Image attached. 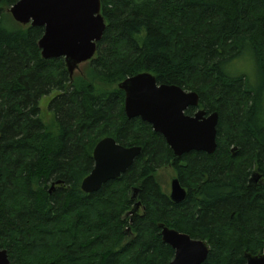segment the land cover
<instances>
[{"label": "trees", "instance_id": "1", "mask_svg": "<svg viewBox=\"0 0 264 264\" xmlns=\"http://www.w3.org/2000/svg\"><path fill=\"white\" fill-rule=\"evenodd\" d=\"M16 1L0 0V248L9 264H168L174 250L160 223L204 240L201 264L264 253V181L249 182L253 172L264 178V0H100L103 34L84 75L72 77L63 57L41 56L42 26L11 17ZM139 72L197 92L185 113L217 112L212 153L176 156L149 123L126 116L117 84ZM52 91L50 129L39 100ZM106 136L140 153L84 192ZM166 165L186 188L180 203L156 180ZM136 201L143 209L130 214Z\"/></svg>", "mask_w": 264, "mask_h": 264}, {"label": "water", "instance_id": "2", "mask_svg": "<svg viewBox=\"0 0 264 264\" xmlns=\"http://www.w3.org/2000/svg\"><path fill=\"white\" fill-rule=\"evenodd\" d=\"M8 12L21 25L43 27L38 40L41 56L63 57L70 77L79 64L94 56L96 43L106 25L100 12V0H17ZM117 87L124 92L126 116L139 117L149 123L164 137L176 156L192 150L206 153L215 150L217 112L207 113L196 108L192 114L185 113L188 107H197V92L184 90L175 84H159L149 72L128 76ZM140 150V146H123L110 136L100 139L93 148L94 164L82 179L81 190L95 192L107 181L118 178L130 167ZM258 177L253 172L249 182L255 183ZM170 189L173 202L185 199L187 191L177 177L171 180ZM131 198H137L135 188ZM139 205L140 202L136 201L129 213H135ZM159 227L162 241L174 250L168 264H201L206 259L208 244L204 240L191 238L164 223ZM244 256L245 264H264V253H245ZM9 263L6 249L0 248V264Z\"/></svg>", "mask_w": 264, "mask_h": 264}, {"label": "rangeland", "instance_id": "3", "mask_svg": "<svg viewBox=\"0 0 264 264\" xmlns=\"http://www.w3.org/2000/svg\"><path fill=\"white\" fill-rule=\"evenodd\" d=\"M88 65H89V63L87 61L79 64V66L75 70L73 76L84 75L85 70L88 68ZM239 69L249 70V64L248 63H242V65H241V67H239ZM187 91H190V90H187ZM55 93L56 92L52 91L51 93L42 96L39 100L40 118L44 122V124L47 127H49L50 129H53L56 126V123H55V119H54L52 112L48 109V102ZM155 176H156V180L159 184L160 189L162 191H164L167 194V196L170 198L171 180L173 178L177 177L176 172L169 165H166V166H162L159 170H157ZM263 181H264V178H263ZM142 209L143 208L139 205V207L135 211V213H137L139 210L142 211Z\"/></svg>", "mask_w": 264, "mask_h": 264}, {"label": "flooded vegetation", "instance_id": "4", "mask_svg": "<svg viewBox=\"0 0 264 264\" xmlns=\"http://www.w3.org/2000/svg\"><path fill=\"white\" fill-rule=\"evenodd\" d=\"M259 177L257 178V180L255 181V183L259 182H263V176L262 175H258Z\"/></svg>", "mask_w": 264, "mask_h": 264}]
</instances>
